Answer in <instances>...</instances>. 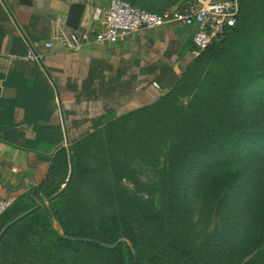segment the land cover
I'll return each instance as SVG.
<instances>
[{"label": "trees", "instance_id": "1", "mask_svg": "<svg viewBox=\"0 0 264 264\" xmlns=\"http://www.w3.org/2000/svg\"><path fill=\"white\" fill-rule=\"evenodd\" d=\"M125 1L158 14L183 2ZM239 5L234 26L167 92L85 136L70 146V155L65 148L55 154L43 182L20 196L2 222L0 231L33 210L4 233L1 249L32 258L30 264H219L234 255L233 246L230 254H203L191 240L187 188L207 163L228 152L227 164L210 174L224 185L221 231L231 236L239 228H258L264 218V155L247 142L264 140V98L250 114L245 109L252 103L244 97L253 82L264 87V64L256 69L258 44L264 46V0ZM69 157L72 176L57 195L69 177ZM136 168L152 174L145 198L121 185ZM262 244L244 241L235 256ZM255 264H264V253Z\"/></svg>", "mask_w": 264, "mask_h": 264}, {"label": "crops", "instance_id": "2", "mask_svg": "<svg viewBox=\"0 0 264 264\" xmlns=\"http://www.w3.org/2000/svg\"><path fill=\"white\" fill-rule=\"evenodd\" d=\"M107 1L0 0V191L37 188L61 148L154 102L152 83L167 92L194 59L193 28L177 24L94 44Z\"/></svg>", "mask_w": 264, "mask_h": 264}, {"label": "rangeland", "instance_id": "3", "mask_svg": "<svg viewBox=\"0 0 264 264\" xmlns=\"http://www.w3.org/2000/svg\"><path fill=\"white\" fill-rule=\"evenodd\" d=\"M257 49H261V52L258 54V68H256L259 70V68L264 64V46L258 44ZM173 52L174 51L171 53ZM150 88L153 89V86L151 85ZM158 93L162 94V90L158 91ZM244 97L252 103V105H250L251 108L246 107L245 109L247 113L250 112V114H252L257 110V108H253V104L264 98V87H257L256 82H253L249 88L246 89ZM247 142L254 144L252 148L253 153L260 151L261 155H264V140H259V142H251L248 140ZM250 147L251 145H248L247 143V149H249L247 154H250ZM247 149L245 148V151ZM228 160H230V153L226 152L221 154L220 157L213 159V162L207 163L206 166L203 167L202 171L193 176L189 181L187 188L189 234L191 240L201 247L200 250L203 254L209 253L211 255H217L222 254V252H228L230 254L231 247L233 246L235 250L234 255H229V257L225 260L219 262V264H255L264 253V218L259 223L258 228H254L252 226L248 227L247 230L239 228L238 230L236 229L238 232H234L231 236H226L221 231L222 220L219 215L218 204L221 196L223 195L224 185L219 179L210 176V174L221 170L227 164ZM68 180L69 177L66 184L57 194H60L65 190L70 182H68ZM150 180H152V174L148 170L144 168H136L135 173L128 175L122 181L121 185L130 195H137L145 198V185ZM50 181H52V179H50ZM40 203L46 204L44 200H37V204ZM13 208L14 206L2 218H0V226L4 220L10 218L13 212H15ZM53 227H57L55 222H53ZM4 228L0 231V264H30L32 258H25L19 252H14L11 249H1V240L3 237H1V234ZM253 238L255 240H252ZM258 240L263 242V244L257 247L253 246L255 249L247 253L246 256H244L245 254H243L244 252L242 250L241 253L243 255L237 259L235 254L242 248L244 241H247V243H253ZM218 241L222 243V249H218Z\"/></svg>", "mask_w": 264, "mask_h": 264}, {"label": "built area", "instance_id": "4", "mask_svg": "<svg viewBox=\"0 0 264 264\" xmlns=\"http://www.w3.org/2000/svg\"><path fill=\"white\" fill-rule=\"evenodd\" d=\"M239 9V0H188L158 14L140 9L125 0H108L92 12L91 19L96 28H93L91 41L96 45L115 44L142 30L177 24L193 28L190 54L195 58L234 26ZM35 58L29 51L27 59ZM152 86L160 91L158 84L152 83ZM16 200L13 193L0 191V217Z\"/></svg>", "mask_w": 264, "mask_h": 264}, {"label": "water", "instance_id": "5", "mask_svg": "<svg viewBox=\"0 0 264 264\" xmlns=\"http://www.w3.org/2000/svg\"><path fill=\"white\" fill-rule=\"evenodd\" d=\"M68 153H69V155H70V149H68ZM69 162H70V171H69V180H68V182L70 181V179H71V176H72V164H71V158L69 157ZM58 195V194H57ZM33 210H31V211H29V212H27V213H25V214H23L22 216H20V217H18V218H16L14 221H12L10 224H8L5 228H4V230H3V232H2V234H1V237L3 236V234L13 225V224H15V223H17L18 221H20L21 219H23L24 217H26L29 213H31Z\"/></svg>", "mask_w": 264, "mask_h": 264}]
</instances>
